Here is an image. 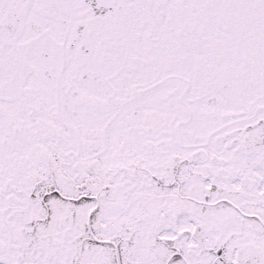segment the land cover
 <instances>
[{"label":"snow or ice","instance_id":"snow-or-ice-1","mask_svg":"<svg viewBox=\"0 0 264 264\" xmlns=\"http://www.w3.org/2000/svg\"><path fill=\"white\" fill-rule=\"evenodd\" d=\"M0 264H264V0H0Z\"/></svg>","mask_w":264,"mask_h":264}]
</instances>
